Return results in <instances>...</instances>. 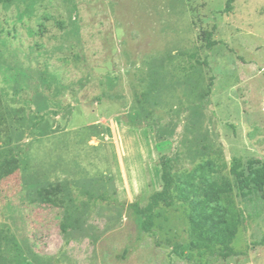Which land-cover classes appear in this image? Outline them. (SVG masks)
Returning a JSON list of instances; mask_svg holds the SVG:
<instances>
[{"label": "rangeland", "instance_id": "374dc122", "mask_svg": "<svg viewBox=\"0 0 264 264\" xmlns=\"http://www.w3.org/2000/svg\"><path fill=\"white\" fill-rule=\"evenodd\" d=\"M226 7L0 4V264H264V0Z\"/></svg>", "mask_w": 264, "mask_h": 264}, {"label": "trees", "instance_id": "16d2710c", "mask_svg": "<svg viewBox=\"0 0 264 264\" xmlns=\"http://www.w3.org/2000/svg\"><path fill=\"white\" fill-rule=\"evenodd\" d=\"M12 0H0V4L10 2ZM234 0H227V7L226 9H230L232 3ZM211 33H207V39H208V46L212 47L216 41L211 40ZM172 176H173V163H172V157L164 156L163 157V180H164V187L162 190L155 192L151 196V202L147 208H137V211L143 212L146 215V220L144 223V229L146 231H150L152 229L153 225V213L155 206L160 204L161 202H164L165 204L169 205L172 202ZM210 187V185H209ZM232 184L229 181V179H214V181L211 183V188L207 195H216L219 193H226L231 191ZM262 242H264V235L262 238ZM211 249L207 250H200L199 257L204 258V256L209 254V251ZM231 254H238L236 250L233 248H230ZM189 258V256H187ZM203 261V260H201ZM202 264H208L207 262H202Z\"/></svg>", "mask_w": 264, "mask_h": 264}]
</instances>
